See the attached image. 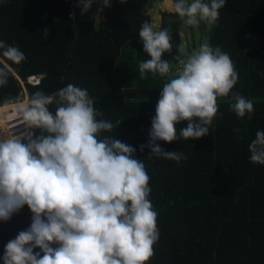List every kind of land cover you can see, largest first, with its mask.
Wrapping results in <instances>:
<instances>
[{"label": "trees", "instance_id": "obj_1", "mask_svg": "<svg viewBox=\"0 0 264 264\" xmlns=\"http://www.w3.org/2000/svg\"><path fill=\"white\" fill-rule=\"evenodd\" d=\"M97 1L85 14L79 0H2L0 41L24 53L19 63L2 55L0 69L8 82L0 87V105L18 101L25 82L29 98L37 91L51 94L68 84L86 89L104 119L114 124V136L134 148L150 177L149 200L158 213L159 240L147 264H264V165L250 161L249 144L264 131V0H226L216 24H210L209 45L227 53L238 81L227 97H218V112L206 137L167 143L166 151L183 152L177 163L140 151L150 137L152 118L163 84L169 77L146 74L140 79L144 52L139 30L153 24V0H111L100 18L92 17ZM159 2L164 0H158ZM210 2V0H205ZM168 29L172 49L162 59L169 63L182 56L181 23ZM47 30V37L44 32ZM2 51V50H0ZM41 76L39 84L28 82ZM250 99L252 119L230 110L234 93ZM56 105H49L55 112ZM188 121L175 125L177 135ZM239 128V133L234 132ZM36 136L39 129H32ZM242 137V138H241ZM32 213L25 205L8 221H0V264L6 244L26 231ZM58 245H52L57 247ZM43 255L40 248L34 253Z\"/></svg>", "mask_w": 264, "mask_h": 264}, {"label": "clouds", "instance_id": "obj_2", "mask_svg": "<svg viewBox=\"0 0 264 264\" xmlns=\"http://www.w3.org/2000/svg\"><path fill=\"white\" fill-rule=\"evenodd\" d=\"M94 2L79 0L81 14ZM225 3L173 0L172 11L185 25H214ZM103 4L109 7L110 0ZM139 36L150 57L138 65L140 79L149 72L168 77L171 65L162 59L172 49L168 29L157 30L145 21ZM0 50L15 63L25 58L18 47L4 41ZM175 60L181 67L163 84L150 139L140 151L148 148L149 157L179 163L187 156L166 151L158 142L206 137L218 112L217 98L229 95L238 73L230 56L208 43ZM7 82L8 73L0 69V87ZM231 99L230 110L251 120L252 101L239 92ZM52 104L54 113L49 110ZM17 113L21 124L41 134L9 132L0 139V221L10 220L25 205L32 213L30 227L6 244L4 264H147L160 237L158 213L148 198L150 177L143 161L135 158L136 148L114 136L99 138L115 126L97 119L104 112L94 106L88 91L73 84L51 94L37 91L18 104ZM182 121H188L187 127L177 135L175 125ZM248 147L250 161L264 165V131L258 130ZM35 248L43 255L34 253Z\"/></svg>", "mask_w": 264, "mask_h": 264}, {"label": "rangeland", "instance_id": "obj_3", "mask_svg": "<svg viewBox=\"0 0 264 264\" xmlns=\"http://www.w3.org/2000/svg\"><path fill=\"white\" fill-rule=\"evenodd\" d=\"M111 1V0H110ZM190 3L191 0H188ZM172 4L173 0H164V1H158V0H153L152 3L149 6V13L152 17L153 24L156 23H161L162 22V13L161 9H165L168 12H173L172 11ZM204 23V22H201ZM206 27L210 29L211 25L206 24ZM181 36H182V46L181 48L183 49L181 52V55H188L194 50L198 49L202 44L208 43L209 44V38L206 35L204 29L202 28L201 24L198 26H188L185 25L181 22ZM171 70L169 72V75H176L179 68L181 67L179 62L171 61ZM25 92H23V95L21 98H23ZM26 97V94H25ZM24 97V98H25Z\"/></svg>", "mask_w": 264, "mask_h": 264}, {"label": "built area", "instance_id": "obj_4", "mask_svg": "<svg viewBox=\"0 0 264 264\" xmlns=\"http://www.w3.org/2000/svg\"><path fill=\"white\" fill-rule=\"evenodd\" d=\"M2 0H0L1 2ZM105 8L103 0H98L95 6V10L92 14V17L100 18L102 16V10ZM25 94L23 98H20L16 102L12 103H3L0 105V118L5 117L4 121L0 120V139L4 138L5 134L11 132L13 135H21L23 133L32 132V129H28L26 125L21 124L20 117L17 113V106L19 103H23L26 100H29V94L27 92L25 82L20 80ZM28 82L32 84H39L41 82V76L35 75L28 78ZM25 97V98H24Z\"/></svg>", "mask_w": 264, "mask_h": 264}, {"label": "water", "instance_id": "obj_5", "mask_svg": "<svg viewBox=\"0 0 264 264\" xmlns=\"http://www.w3.org/2000/svg\"><path fill=\"white\" fill-rule=\"evenodd\" d=\"M181 22H182L181 18L178 15H163V27L162 28L164 29V28L169 27V26H171L173 24H178V23H181ZM201 26L204 29L205 33L207 35H209L210 31L206 27V25L204 23H201ZM3 62L5 63V61H3Z\"/></svg>", "mask_w": 264, "mask_h": 264}, {"label": "bare ground", "instance_id": "obj_6", "mask_svg": "<svg viewBox=\"0 0 264 264\" xmlns=\"http://www.w3.org/2000/svg\"><path fill=\"white\" fill-rule=\"evenodd\" d=\"M26 101H27V100H26ZM4 119H5L4 116H2V117L0 118L1 121H4ZM6 136H7V134H5L4 138H6Z\"/></svg>", "mask_w": 264, "mask_h": 264}]
</instances>
